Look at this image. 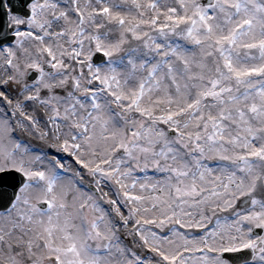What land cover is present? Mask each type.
<instances>
[{"label": "snow or ice", "instance_id": "obj_1", "mask_svg": "<svg viewBox=\"0 0 264 264\" xmlns=\"http://www.w3.org/2000/svg\"><path fill=\"white\" fill-rule=\"evenodd\" d=\"M0 264H264V0H0Z\"/></svg>", "mask_w": 264, "mask_h": 264}]
</instances>
